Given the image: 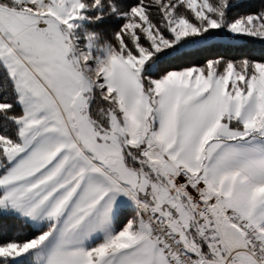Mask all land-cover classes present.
Segmentation results:
<instances>
[{"label": "snow or ice", "instance_id": "6c2138e0", "mask_svg": "<svg viewBox=\"0 0 264 264\" xmlns=\"http://www.w3.org/2000/svg\"><path fill=\"white\" fill-rule=\"evenodd\" d=\"M0 264H264V0H0Z\"/></svg>", "mask_w": 264, "mask_h": 264}]
</instances>
